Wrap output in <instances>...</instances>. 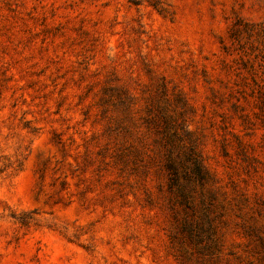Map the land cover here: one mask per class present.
Returning a JSON list of instances; mask_svg holds the SVG:
<instances>
[{"label": "rangeland", "instance_id": "374dc122", "mask_svg": "<svg viewBox=\"0 0 264 264\" xmlns=\"http://www.w3.org/2000/svg\"><path fill=\"white\" fill-rule=\"evenodd\" d=\"M0 264H264V0H0Z\"/></svg>", "mask_w": 264, "mask_h": 264}]
</instances>
